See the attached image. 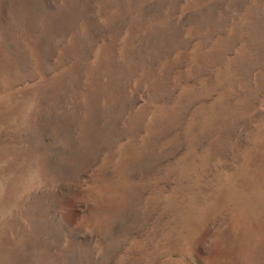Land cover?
<instances>
[{"label": "rangeland", "instance_id": "obj_1", "mask_svg": "<svg viewBox=\"0 0 264 264\" xmlns=\"http://www.w3.org/2000/svg\"><path fill=\"white\" fill-rule=\"evenodd\" d=\"M0 264H264V0H0Z\"/></svg>", "mask_w": 264, "mask_h": 264}]
</instances>
